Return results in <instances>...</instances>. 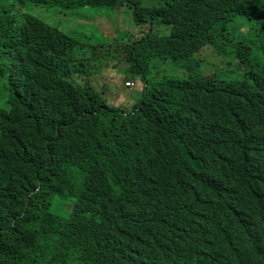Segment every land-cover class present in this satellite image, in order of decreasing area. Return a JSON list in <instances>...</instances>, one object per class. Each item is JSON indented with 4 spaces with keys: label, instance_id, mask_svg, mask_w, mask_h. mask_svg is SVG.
Returning a JSON list of instances; mask_svg holds the SVG:
<instances>
[{
    "label": "trees",
    "instance_id": "16d2710c",
    "mask_svg": "<svg viewBox=\"0 0 264 264\" xmlns=\"http://www.w3.org/2000/svg\"><path fill=\"white\" fill-rule=\"evenodd\" d=\"M119 1L0 7L12 103L0 116L32 121L0 132V264H264V184L241 167L264 161V0H125L148 32L96 47L139 79L130 110L85 80L86 41L45 25L39 50L13 16L56 7L93 34L87 19ZM55 198L72 201L66 218L50 212ZM222 200L243 203L245 219L209 222L206 205Z\"/></svg>",
    "mask_w": 264,
    "mask_h": 264
},
{
    "label": "rangeland",
    "instance_id": "374dc122",
    "mask_svg": "<svg viewBox=\"0 0 264 264\" xmlns=\"http://www.w3.org/2000/svg\"><path fill=\"white\" fill-rule=\"evenodd\" d=\"M16 24H21L23 19L20 17L22 13H27L29 15L35 16L38 19L46 22L50 26L57 27L58 30L64 34L69 35V37L78 41H86V46L94 47L96 45H110L113 42V38L116 34L121 35L122 32L126 34L130 39H138L141 36L142 30L147 29L146 27L136 26L132 10L128 6L125 0H120L118 6L108 12L103 11L101 17L88 18V24H98L95 28L94 33L91 34L90 28L85 23H81L82 15L79 17H68L65 12H62L56 7H35L25 4L22 9H17L16 11ZM113 22V26L110 23ZM103 25L105 28H103ZM102 26V27H101ZM148 32V29H147ZM101 52L102 57L100 59H94L93 63L96 65V70L94 72L99 73L100 68L107 67V74L112 77V80L108 79V76L103 78L100 88L97 90L103 92L109 101L113 100L114 104H118V107L129 110L133 106V99L137 93H140V81L135 77V84L132 87L126 88L123 86L122 82L129 81L126 80L124 76L115 74V65L110 64V56L105 49H97L94 53ZM91 52H87L89 56ZM234 64V59H227L224 66H231ZM117 66V65H116ZM8 92L4 89V82L0 79V108L8 110L7 105ZM72 201L65 198H55L51 204L50 212L61 218H66L71 210Z\"/></svg>",
    "mask_w": 264,
    "mask_h": 264
},
{
    "label": "clouds",
    "instance_id": "9594fccd",
    "mask_svg": "<svg viewBox=\"0 0 264 264\" xmlns=\"http://www.w3.org/2000/svg\"><path fill=\"white\" fill-rule=\"evenodd\" d=\"M56 2H57V0H56ZM4 5H5V0L0 2V7H2ZM24 6H18V5L15 6V9L13 11V16L15 18V24H16V15H15L16 12L15 11L18 8L22 9ZM20 17L23 19V22L21 24L24 25L22 35H24V38L26 40L33 43L35 45V47H37L40 50L41 37L43 34L44 27H45V25H49V24H47L46 22L38 19L37 17L29 15L27 13H22L20 15ZM21 24H16V25H21ZM51 27H53V26H51ZM139 27H146V26L142 25ZM146 28H148V27H146ZM146 31H147V29L140 31V32H142L141 36L143 34H146ZM141 36L138 37V39L141 38ZM131 40H133V39H131ZM134 40H137V39H134ZM6 41H7V38H6V34H5L4 24L0 21V56L6 49L5 48ZM80 44H82V43H80ZM84 46H85V50L83 52H81L79 57H77V58L87 60V63H89L91 65V69L88 71V76L87 77L84 76L85 80L93 77V80L90 83L91 87L97 93L101 94L102 96H105V94L103 92H99L97 89L100 88L99 86H100V84H102L103 78L108 76L107 67L100 68L101 72L96 73V72H94L96 70V65L93 63L94 59H100L102 57V55L100 54L101 52L99 51V52H97V54L94 53V51L97 50L96 46H94V47L86 46V45H84ZM87 52H91V54L89 56H87L86 55ZM115 68H116V65H115ZM74 77H76V76L73 75L72 78H74ZM108 79L112 80V77L108 76ZM125 79L129 80L128 78H125ZM122 84H123V86L128 88V87H132L135 84V82L129 80V81H125V83L123 81ZM140 86H141L140 88L142 89L141 83H140ZM4 89L6 90L5 82H4ZM141 89H140V93H137L133 99L134 104L137 103L141 98ZM110 104L114 105V106H118V104H114L113 100L110 101ZM7 105H8V110H4L2 108H0V109L4 110L6 112L10 111L12 103L9 101V93H8ZM31 122L32 121L29 120V118L27 117L26 109L19 110V111L16 110V113L0 116V132L3 129H5L6 127H11V128H15V129L27 128L30 126L29 123H31ZM259 161H260V168L259 169L254 168L250 161H248L246 164L241 165V167H242L243 171L252 178L254 176V173L257 172V175L254 178L261 181L264 184V161L261 159V157H259ZM258 171H259V173H258ZM230 176H231V180L233 182L232 171L230 173ZM225 186H227V182L224 180V182L219 184L216 188L209 187V189L213 190V189H217V188H224ZM206 206H207V212L210 216L209 222L212 219H214L215 221L222 224L224 227L236 225V224L242 222L246 216V208H245L244 204L238 200H229V201L222 200V201L216 202L215 207H213L212 205H206Z\"/></svg>",
    "mask_w": 264,
    "mask_h": 264
}]
</instances>
